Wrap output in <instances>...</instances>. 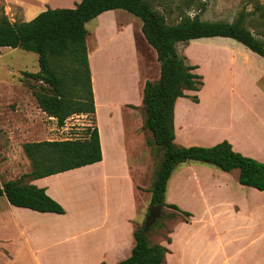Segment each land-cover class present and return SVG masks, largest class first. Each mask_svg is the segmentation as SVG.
<instances>
[{
  "label": "crops",
  "instance_id": "0c3cea01",
  "mask_svg": "<svg viewBox=\"0 0 264 264\" xmlns=\"http://www.w3.org/2000/svg\"><path fill=\"white\" fill-rule=\"evenodd\" d=\"M80 1L12 0L11 4L20 8L21 21H29L47 8H72ZM114 10H106L94 18L97 21L92 31L94 43L92 49L87 46L95 107L93 117L98 128L102 159L30 181L38 187L45 188L46 193L61 204L64 208L62 214L38 212L10 204L11 211L21 215L17 217L11 214L15 222L13 226L18 233L3 235L4 230L11 225H7L9 221L2 215L0 208V262L2 257L16 256L14 248L9 247L13 245L17 246L23 257L31 258L35 264H115L131 254L135 244L133 232L138 227L136 225L140 218L139 208L147 212L150 200L151 184L144 186L142 166L143 162H153V158L146 152L142 153L144 148L148 147L144 136L149 131L140 129L143 126L142 116L135 118V127L140 126L139 130L135 131L136 128L130 125V121L126 123L123 111L126 104L132 105V108L126 109L132 113H135L133 111L135 109L143 110L142 91L148 79L143 77L140 53L136 45L135 82L141 95L140 103L124 99L119 67L115 66L111 73L105 74L103 82L100 83L97 77L95 79L92 54L101 51L106 43L101 41L98 35L103 29V22H108L109 32H118ZM87 31L86 39L89 36V30ZM111 36L110 34L106 39H111ZM238 50L245 54V58L243 56L244 59L233 62L245 73L247 83L255 91V98L264 102V91L259 86L264 79V73L245 62L248 57H257L258 54L248 48ZM113 53L112 57H119L121 50L115 49ZM154 55L156 56L155 51ZM115 88L118 92L117 98L110 96ZM198 98L197 103L185 97H178L175 101L174 142L179 141V146H212L220 142L219 138L208 140L209 142L201 140L199 143H193L196 136L191 131L192 122L188 120L189 118L180 120L179 116L185 118L186 111L190 110L192 105L201 104V98L199 96ZM103 108L107 111L102 113ZM80 116L87 117L84 114ZM81 126L82 132L79 137L83 136L86 124L82 123ZM231 144L234 150L243 155L247 154L232 141ZM149 147L153 149L155 155V148L152 145ZM117 149L118 153L114 152ZM131 150L136 153L132 155ZM132 156H135L136 160H132ZM107 160L118 162L119 165L108 172L105 168ZM131 162L139 164L132 165ZM221 171L205 170L196 173L183 169L179 173L177 180L182 184V180L186 179L191 185L188 188L183 187L190 198L185 207L172 203L179 210L172 209L170 242L152 241L160 242L159 244L169 249L162 264H264V190L240 184L239 172ZM92 173L96 175V179L91 181L95 183V187L92 188L93 198L87 193L78 194L72 184L65 180L70 175L80 177ZM114 179H118L120 183L119 192L112 188V183H109ZM95 188L97 192L93 191ZM140 195L147 197V201L142 199L144 201L142 205L138 202ZM165 201L171 203L167 201L166 194ZM180 207L191 214L188 219L180 212ZM40 223L47 224L40 229Z\"/></svg>",
  "mask_w": 264,
  "mask_h": 264
},
{
  "label": "trees",
  "instance_id": "16d2710c",
  "mask_svg": "<svg viewBox=\"0 0 264 264\" xmlns=\"http://www.w3.org/2000/svg\"><path fill=\"white\" fill-rule=\"evenodd\" d=\"M122 9L138 17L141 33L156 52L159 77L146 80L142 91L145 113L143 128L152 133L151 145L161 150V159L151 182L149 206L179 208L165 201L167 182L175 166L185 161L211 164L223 171L239 170L240 184L264 190V162L243 155L224 139L212 146H177L174 143V104L178 97L198 102L203 76L176 49L179 42L206 37H228L242 43L264 58V30L254 33L247 27L241 12L233 21L202 20L183 15L176 23H168L164 14L150 0H81L72 8H47L29 21L11 22L0 16V48H21L38 56V71L23 75L38 107L58 126L72 115L84 114L92 121L84 126L83 136L58 140L27 141L22 149L31 170L16 179L0 184V196L8 203L38 212L64 213V208L43 187L31 180L89 165L102 159L98 128L94 121V97L87 55L86 23L106 10ZM260 12L264 23V8ZM146 217L134 232L135 244L129 257L115 264H162L169 249L148 238ZM185 219L190 213L182 211ZM161 218V215L158 216ZM170 242V239H167Z\"/></svg>",
  "mask_w": 264,
  "mask_h": 264
},
{
  "label": "rangeland",
  "instance_id": "374dc122",
  "mask_svg": "<svg viewBox=\"0 0 264 264\" xmlns=\"http://www.w3.org/2000/svg\"><path fill=\"white\" fill-rule=\"evenodd\" d=\"M150 1L156 9L164 14L168 23L178 22L183 15L191 17L197 15L202 20L231 22L243 12L246 14L245 21L248 28L254 33L258 28L264 30V23L261 22L259 17L263 9H258V6L264 8V0ZM11 3L12 0H0V16L5 14L11 22L19 21L20 8ZM114 12L118 32H109L107 30L109 24L104 21L103 29L98 35L101 41H106V43L101 51H95L92 54L95 79L97 77L101 83L105 74L111 73L115 66L119 67L122 89L125 94L124 99L140 103L141 95L135 82L137 76L135 45L140 53V67L144 79L155 80L159 77V63L154 51H152L154 49L146 43L141 33L140 19L122 9L114 10ZM96 22L95 19H92L86 23L89 30L86 42L90 49H92L94 43L92 31L96 26ZM110 34L112 35L111 39L107 40L106 38L110 37ZM238 48L247 49L242 43L228 37H206L176 44L180 56H185L189 63L198 65L196 72L203 76L204 81L199 91L186 92L189 95H198L201 98V104L192 105L190 110L185 113L186 119L184 116H179V118L180 120L189 118L188 120L192 122L191 131L196 136L193 143H199L201 140L212 141L220 138V141H222L226 139L246 151L247 156L263 161L264 102L255 98V91L247 83L245 73L237 63L233 62V60L245 58V54ZM115 49L121 50V55L116 58L112 57ZM37 59V54L32 51L21 48H0V184L9 179H16L31 170L30 162L22 149L23 143L27 141L77 138L82 132L80 129L82 123L93 125L89 117L72 115L60 127L55 119L43 114L29 87V84L33 81L23 75L24 71H38ZM245 62L248 66L253 65V67L264 73V58L261 56L248 57ZM259 86L264 91V79ZM96 89L100 92L98 87ZM117 94L115 88L114 93H111L110 96L117 98ZM253 96L254 98H252ZM187 98L185 97V99ZM125 106L123 116L126 123L130 121V125L133 126L135 118L139 116H142L144 123V110L132 109L135 112L132 113L126 110L132 108V105L126 104ZM106 111V108L101 109L102 113ZM118 113H120V109ZM139 127H135L134 130L138 131ZM140 129L143 130V126ZM150 132L148 131L147 135L144 136L148 149L144 148V151H142V153L150 154L153 158V162H143L142 166L144 167L142 173L144 172L143 177L145 179L143 184L146 187L154 180L155 171L161 159V150L152 145L156 150L154 155L153 149L149 147L151 146L152 136ZM174 143L177 146L180 145L179 141ZM111 152L109 151V153ZM114 152L118 153V149ZM130 153L133 155L136 151L131 150ZM132 160H136L135 156H132ZM133 163L139 164V162H131L132 165ZM118 165V162L107 160L105 164L106 171L110 172L113 167ZM183 169L196 173L205 170L221 171L211 164L197 161H186L178 164L168 179L166 197L168 202L176 205L180 204L182 207L187 206L190 198L183 187L188 188L191 186L186 179L182 180V184L177 180ZM232 172L238 173L239 170L234 169ZM92 174L80 177L70 175L65 180L72 184L71 186L77 190L78 194L87 193L93 198L92 188L95 187V183L93 184L91 181L96 179V175ZM109 183H112L113 189L118 192L121 191L118 179L110 180ZM96 189L93 191L97 192ZM142 199L147 201V197L139 196L138 202L140 205L144 203ZM0 208L2 209V215L9 221L7 225H11V227L4 230L3 235H16L18 232L13 226L15 222L11 214L13 213L17 217H21V215L11 211L12 207L5 196H0ZM180 209L181 213L185 210L181 207ZM139 213L140 218L136 227H139L146 217V210L142 211L139 208ZM159 215H161V218L157 217L150 224L147 231L148 238L151 241L167 243L173 211L171 208L161 207ZM46 224L40 223V229L44 228ZM9 247L14 248L16 256L12 258L2 257L0 264H35L31 258L23 257L21 251L17 250V246Z\"/></svg>",
  "mask_w": 264,
  "mask_h": 264
},
{
  "label": "water",
  "instance_id": "95a60500",
  "mask_svg": "<svg viewBox=\"0 0 264 264\" xmlns=\"http://www.w3.org/2000/svg\"><path fill=\"white\" fill-rule=\"evenodd\" d=\"M161 205H152L149 207V214L146 220V226L152 224L155 219L159 216Z\"/></svg>",
  "mask_w": 264,
  "mask_h": 264
}]
</instances>
